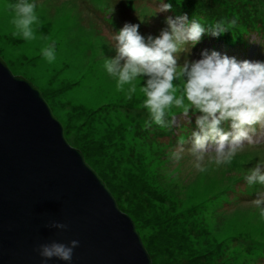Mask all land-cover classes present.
I'll list each match as a JSON object with an SVG mask.
<instances>
[{
	"label": "rangeland",
	"instance_id": "obj_1",
	"mask_svg": "<svg viewBox=\"0 0 264 264\" xmlns=\"http://www.w3.org/2000/svg\"><path fill=\"white\" fill-rule=\"evenodd\" d=\"M185 1L195 17L248 13V22L260 29L246 35L247 50L256 54L254 62H264V0ZM29 2L36 5L38 21L35 38L26 41L11 23L8 6L16 0H0V58L14 76L38 89L68 144L81 152L118 210L133 222L151 264H264V218L251 203L264 185L249 186L244 179L247 170L264 162V129L257 126L253 137L258 142L245 145L230 164L208 163L205 171H197L187 151L179 163L169 158L179 138L189 139L195 116L190 113L189 123L173 108L166 116L169 127H146L139 93L146 78L133 81L137 91L129 96V85L118 90L103 68L104 57L116 54L112 35L125 23L138 24L145 38L157 37L166 27L165 17L177 13L160 12L163 0ZM202 41L210 44L200 47L202 53L232 56L218 38ZM50 45L56 56L51 63L41 55ZM190 48L177 54L178 64L202 55L189 57ZM249 53L239 52L237 61L253 62ZM222 127L230 131L227 123Z\"/></svg>",
	"mask_w": 264,
	"mask_h": 264
},
{
	"label": "water",
	"instance_id": "obj_2",
	"mask_svg": "<svg viewBox=\"0 0 264 264\" xmlns=\"http://www.w3.org/2000/svg\"><path fill=\"white\" fill-rule=\"evenodd\" d=\"M67 228H47L50 223ZM78 240L71 261L43 243ZM0 264H151L133 222L71 147L40 92L0 58Z\"/></svg>",
	"mask_w": 264,
	"mask_h": 264
},
{
	"label": "clouds",
	"instance_id": "obj_3",
	"mask_svg": "<svg viewBox=\"0 0 264 264\" xmlns=\"http://www.w3.org/2000/svg\"><path fill=\"white\" fill-rule=\"evenodd\" d=\"M8 7L17 34L26 41L34 39L33 25L38 21L35 3L16 0ZM170 10V4L160 5V12ZM164 23L166 27L157 37L149 35L147 38L139 33L138 24L125 23L112 35L116 54L112 58L104 57L103 68L116 80L118 90L129 85V96L137 91L133 81L146 78L139 87L143 97L140 107L148 115L146 127L152 124L169 127L171 122L166 116L173 108L180 109L189 123L190 113L195 116V129L187 141L179 138L169 156L172 161L179 163L187 151L197 171H205L208 163L230 164L246 144L258 142L253 137L257 126L264 129V62L237 61L213 51L202 53L199 60L178 64L177 54L186 46L197 44L205 33L219 36L236 21L226 23L222 19L206 29L197 20L189 21L183 15L165 17ZM41 55L53 62L55 46L42 48ZM225 123L230 131L222 127ZM186 143L191 147L186 149ZM244 179L249 186L264 185V162L247 170ZM251 203L264 218V192L258 193ZM45 227L64 230L67 225L53 222ZM77 247L79 241L74 239L68 244L55 241L39 244L34 250L43 260L71 261Z\"/></svg>",
	"mask_w": 264,
	"mask_h": 264
},
{
	"label": "trees",
	"instance_id": "obj_4",
	"mask_svg": "<svg viewBox=\"0 0 264 264\" xmlns=\"http://www.w3.org/2000/svg\"><path fill=\"white\" fill-rule=\"evenodd\" d=\"M184 1V3H183ZM164 4H170L171 10L177 14H174L175 16H181V13L178 12L179 9L184 11V13L187 15V18L189 21L192 20L193 17H195L194 12L195 10H190L188 7V4L185 0H163ZM199 17H195L196 19L200 20V23L202 26H204L206 29L213 26L215 23H217L220 20H225L226 23L232 20H235L236 23L234 26H231L228 28V31L224 32L223 34L219 36H215L212 40L211 35L208 33H205L201 40L208 39L210 41H214L216 38L223 41L225 47H230L234 49H241V50H247V37L246 35H251V32L254 30H259L260 28L253 26L247 19L248 13L245 14H236L233 10L224 11V12H216L215 14L205 15L204 13H200ZM260 20V19H259ZM262 22V20H260ZM263 30V29H262ZM205 47L209 46L204 41L202 43ZM184 139L187 138V135L183 136Z\"/></svg>",
	"mask_w": 264,
	"mask_h": 264
}]
</instances>
